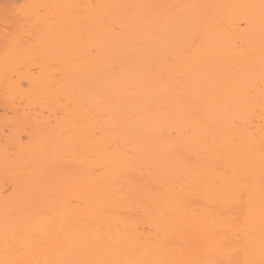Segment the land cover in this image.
Segmentation results:
<instances>
[{
    "label": "bare ground",
    "instance_id": "obj_1",
    "mask_svg": "<svg viewBox=\"0 0 264 264\" xmlns=\"http://www.w3.org/2000/svg\"><path fill=\"white\" fill-rule=\"evenodd\" d=\"M0 264H264V0H0Z\"/></svg>",
    "mask_w": 264,
    "mask_h": 264
}]
</instances>
